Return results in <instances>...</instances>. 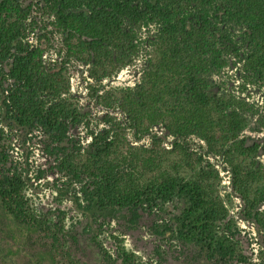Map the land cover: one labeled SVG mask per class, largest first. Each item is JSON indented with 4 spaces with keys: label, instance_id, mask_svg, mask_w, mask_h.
Returning <instances> with one entry per match:
<instances>
[{
    "label": "trees",
    "instance_id": "16d2710c",
    "mask_svg": "<svg viewBox=\"0 0 264 264\" xmlns=\"http://www.w3.org/2000/svg\"><path fill=\"white\" fill-rule=\"evenodd\" d=\"M36 13L51 19L62 58L48 57L46 33L35 36ZM142 28L150 50L138 84L94 94L121 119L106 112L92 123L72 98L67 62L84 63L95 80L110 77L137 52ZM228 58L264 82V0H0L1 209L23 230L42 228L25 194L31 171L43 175L29 160L37 141L80 185L87 210L126 209L134 222L141 211L161 213L180 200L158 234L217 264H252L212 162L227 172L242 217L264 235V145L241 135L246 103L212 92L208 82ZM157 126L163 135L152 131ZM127 129L149 136V146H133ZM14 142L21 161L10 160ZM118 258L133 263L123 250Z\"/></svg>",
    "mask_w": 264,
    "mask_h": 264
},
{
    "label": "rangeland",
    "instance_id": "374dc122",
    "mask_svg": "<svg viewBox=\"0 0 264 264\" xmlns=\"http://www.w3.org/2000/svg\"><path fill=\"white\" fill-rule=\"evenodd\" d=\"M39 26L35 36L46 33L48 57H63L60 39L51 26V19L35 14ZM149 32L153 27H149ZM148 30L137 31L138 49L129 61L110 77L95 80L88 76V66L70 59L67 62L69 88L74 101L87 113L92 123L100 122L109 112L116 118L122 117L117 109H106L95 100L96 91L106 89H134L138 84L149 47L145 43ZM33 41V39H32ZM210 90L217 94H232L246 103L243 115L246 125L242 136L260 139L264 145V82L247 73L237 58H228L227 65L208 76ZM163 135L161 126L152 129ZM76 136L83 137L85 128L80 126ZM128 141L133 146H149V136L135 137L127 129ZM170 137L164 141L167 146ZM194 142H200L193 138ZM10 160L21 161L22 150L18 143L9 149ZM30 162L39 172L29 174L30 183L25 194L29 206L42 222V228L49 226L56 234L55 241L45 229L23 230L12 221L0 207V264H122L118 258L120 251L131 255L132 264H217L198 253L195 248H184L175 239H168L156 232V225L177 214L182 207L180 200L169 202L162 212L141 211L132 222L126 209L108 208L103 211L87 210L81 199L80 185L74 178L60 172L54 154H49L37 141L30 147ZM264 167V154L259 156ZM220 170L219 194L228 214L239 229V245L247 262L264 264V235L257 232L253 223L241 215V201L231 190L227 172ZM264 211V203L261 205ZM229 264V263H228ZM230 264H244L231 262Z\"/></svg>",
    "mask_w": 264,
    "mask_h": 264
}]
</instances>
